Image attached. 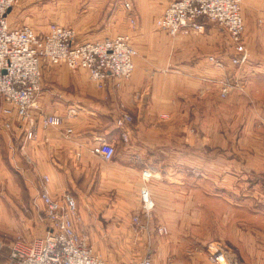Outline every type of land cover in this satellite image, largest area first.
Returning <instances> with one entry per match:
<instances>
[{
	"label": "crops",
	"instance_id": "1",
	"mask_svg": "<svg viewBox=\"0 0 264 264\" xmlns=\"http://www.w3.org/2000/svg\"><path fill=\"white\" fill-rule=\"evenodd\" d=\"M133 1L140 18L138 31L148 35L155 27L156 17L172 0ZM122 9L117 5L112 11L118 27L119 22L123 25L127 19ZM242 9L245 39L251 53L249 62L237 69L245 82V91H234L226 99L213 94L209 79L223 73V69L216 67L208 56L215 54L226 65L233 66L230 63L233 48L225 31L211 22L206 32L171 35L160 29L177 37L176 47L180 48L181 57L166 58L156 63L160 66L157 68L151 60L138 57L130 78L109 76L103 87L96 85L86 69H71L65 63L46 67L48 76L43 78L36 111L65 114L75 105L79 111L71 121L74 132L67 138L60 126H40L36 139L28 140L18 117L15 114L5 117L12 124L11 128L0 125V237L12 241L20 232L29 241L45 234L47 224L40 190L46 174L50 177L48 187L53 196L69 192L75 197L76 227L90 241H117L128 239V235L136 238L135 234H127L126 228L140 209V188L147 169L154 173L150 183L156 202L153 222L168 226L172 232L170 237H158L159 242L176 236L184 239L190 231L192 243L230 241L237 244L240 257L247 264H264V234L250 237L244 243V235H239L236 224V235L229 236L224 228L231 222V216L209 217L210 220L204 221L203 210L211 207L207 202L203 206L199 199L200 194L207 197L215 194L216 187L210 181L216 177V147H220L217 156L222 165L227 163L228 167L233 165L238 169L248 165L255 172L264 170V128L258 130L264 120V0H243ZM10 22L13 27L22 25ZM206 48L208 55L203 51ZM201 88H206V92L205 100L199 104ZM56 95L59 99L53 101ZM185 99L192 100L190 113L198 129V106L206 105L212 121L204 127V141L193 137L198 134L184 139L182 131L188 127H183L179 116L186 113ZM120 101L135 121L129 142L121 139L115 123ZM219 101L224 107L223 120L213 122ZM101 140L111 142L117 149L110 160L105 161L90 151ZM224 170L220 172L224 178L235 176L234 182L241 178V173ZM242 172L246 177L247 172ZM216 186L228 193L226 188L231 184ZM220 196L242 206L223 194ZM224 206L227 210L233 208L227 202ZM210 226L223 228L218 234L208 229ZM201 227H205L204 232ZM248 242L254 244L250 249L244 245ZM160 254L161 249L154 263ZM198 257L212 264L207 256ZM0 264L9 261L0 256Z\"/></svg>",
	"mask_w": 264,
	"mask_h": 264
},
{
	"label": "built area",
	"instance_id": "2",
	"mask_svg": "<svg viewBox=\"0 0 264 264\" xmlns=\"http://www.w3.org/2000/svg\"><path fill=\"white\" fill-rule=\"evenodd\" d=\"M16 0H0V125L11 128L6 116L15 114L23 124L26 139H36L39 127L60 126L69 138L74 129L71 121L78 114V107L70 106L65 114L36 111L37 97L43 79V63L49 67L65 63L71 69H86L97 86L103 87L109 76L127 79L135 69L138 50L127 35H117L99 40H83L76 29L52 23L44 33H38L29 25L12 27L8 12ZM243 0H172L158 17L156 25L171 35L204 32L208 22L224 29L231 42V63L241 66L250 59V50L245 42V20L242 14ZM126 6L131 9V3ZM209 60L216 66L225 61L215 54ZM243 85L222 82L220 94L228 96ZM57 101L58 98L54 97ZM120 106L121 103H118ZM132 115L127 111L115 118L122 128V136L128 138L127 123ZM91 151L103 159H111L116 148L109 141L101 140ZM78 155H81L78 153ZM144 183L140 188L141 205L134 214L133 223L137 231L149 233L153 225L152 214L156 207L152 196L149 170L144 172ZM40 197L44 203L47 230L32 241L18 239L10 245L9 257L13 264H105L87 241V235L76 229L77 203L75 197L65 192L60 197L51 194L48 187L50 177H43ZM159 233H167L165 225L157 227ZM150 238V236H149ZM0 246H3L0 243ZM209 258L217 264H242L236 253L224 245L208 246ZM135 264H153V252L149 250Z\"/></svg>",
	"mask_w": 264,
	"mask_h": 264
},
{
	"label": "rangeland",
	"instance_id": "3",
	"mask_svg": "<svg viewBox=\"0 0 264 264\" xmlns=\"http://www.w3.org/2000/svg\"><path fill=\"white\" fill-rule=\"evenodd\" d=\"M127 2L131 3V7H132L131 9L127 8L126 6ZM117 5L122 6L123 8L122 10H124L127 16V19L125 18V22L123 25H121L120 24L121 22H119V27L117 25L118 19L112 16V14L114 13L112 11L117 9ZM164 9L162 11H164ZM137 11L138 10L135 8V3L133 0H16L14 5L8 12V19L10 25H11L10 20H12L14 24H22L21 26L29 25L32 28H34V30L38 33L46 32L52 23H59L67 26H72L76 29L79 38L83 40H91V39L99 40V39H104L103 36H105L106 38V37H115L117 35H127L129 37V41L131 42V44L138 50V55L135 57V67H136V58L138 57L151 60L152 63H154L153 66L155 68L160 67L156 63H161L166 58L168 59L180 58L181 50L180 48L176 47V41H178L176 40L177 37L175 38L167 33L161 32L162 30L160 31V29H158L156 25L158 17L163 12H161L160 15L156 17L154 24L155 27L153 28L152 33L146 35L138 31L140 29L139 28L140 18L138 15L139 13H137ZM242 14H243V9H242ZM128 18L130 20H128ZM127 20L128 22H130L129 24L127 23ZM209 23L210 22L207 23L206 25L207 27H209ZM214 24L219 27L218 24L216 23ZM117 28L123 30H117ZM206 29L207 28H205V32L207 31ZM111 30H115V31H111ZM126 30H129V32H125ZM225 33L227 34L226 31ZM227 40L230 43L228 34H227ZM230 47H232L231 43H230ZM203 51L205 55H208L206 53L207 48L204 49ZM46 67H48L47 63H43V78H45V76L46 77L48 76V73H45L44 71ZM216 67H218L219 69H223V73L216 75L214 74L215 76H212L209 79V81L213 85V89H214L213 94H215V97L218 96L220 99H226L232 93L231 92L226 97L220 94L219 85L222 82H231L233 85L242 84L243 89H235L234 91H241V92L245 91V82L239 76L241 72L237 70L240 66L237 65L230 66L224 63L222 66H216ZM170 68L173 67L170 66ZM232 68H235V70ZM107 87L108 86H106V88ZM95 89L97 90L96 87ZM205 89L206 88L204 89L201 88L199 91V98L197 101L199 102V104L202 103V99L205 96L203 95L206 92ZM54 97H57L59 99L58 95ZM54 97H53V101H55ZM203 100H205V98ZM191 101L192 100L190 99L184 100L185 103L184 110L186 113L179 116V121H182L183 127H188V130L182 131L183 136L184 139H186V137L190 136V134H198L197 136L193 135V137L195 138L199 137L200 139H202V141H204L206 137V130L204 129V127H206L207 122L211 123L212 119L210 117L209 112H207L206 110L205 103H203L201 106H198L199 107L197 112L199 115V119H198L199 129H198V127L194 125L195 119H192L193 115L192 113H190ZM118 103H121V105L120 106L118 105L117 115H120L124 111L130 113L124 107L121 101ZM222 104H223L222 101H219V103L215 106L214 109L215 117H213V122L217 120H223L224 107ZM162 116L168 117L167 114H163ZM134 122H135L134 117L132 115V121L127 123L126 125V128L128 130L127 139H124V137L122 136V128H120L117 125L120 129L121 139L124 142H129L133 136ZM259 124H261V126L258 127V130L260 131L262 128H264V120L262 121V123L260 122ZM200 125H202V127ZM218 148L220 147H216L215 149L216 177L214 178V180L210 181L211 183H214L216 187L215 194L209 195V197H207V195L205 194H200L199 196L200 201H202L200 203H202L203 206L206 205L203 202H207V204L210 205L211 207L210 210H206V208L203 210L204 221L206 219L210 220L209 217H212V219L213 218L219 219V217L225 218L226 215L228 214L229 216H231L229 217L231 222L225 224L224 230H227V234H229V236L236 235V224H237L238 227L237 230L240 232L239 235L241 237H243L244 235V243L245 240L247 241L250 237L257 236V238H259V235L264 234V170L255 172V170H252L253 168L249 167L248 165L239 166L240 167L239 169L235 168L233 165L228 167L227 163L226 165H222L220 157L217 156L221 152L220 150H218ZM252 148H258V147H252ZM90 151H91V147H90ZM104 160L107 161L106 159ZM223 169H225L224 171L230 169L234 174L236 172H237L236 174L241 173L240 176L241 178L238 179L239 181L237 182H234L235 176L224 178L222 177V175H220V172L223 171ZM146 170H144V172ZM242 171L247 172L245 173L246 177H244ZM45 175H43V177H45ZM19 179L21 178H17L16 180ZM152 179L153 177L150 178V181L148 183L149 185ZM225 183L231 184V187L229 186L230 188H226L229 190L228 193L226 191L225 193L219 191L222 188L216 186L219 184L224 185ZM221 194L228 197L230 201L238 202L242 206H239V204H233L229 202L225 198H222L220 196ZM225 202L230 203L232 205L233 207L232 210H227L226 206H224ZM140 205H141V198H140ZM154 212L152 214V217H154ZM133 216L131 218L132 226L130 225V227L126 228V233L132 235L135 234L136 238L134 236L130 237L128 235L127 237L128 239H121V240L118 239L117 241L94 242V241H90L89 237L86 236L89 245L92 247L94 252L103 259L105 264H135V262L141 257H143L145 253L148 252L149 250H152L153 252V261H154V258L156 257L155 255L157 254L159 249H161V254L159 256L157 255L155 263L153 262L154 264H206L203 262L204 260H201L202 258L200 259V257H198L200 255L207 256V259L209 260L210 263L217 264L211 261L209 258L208 246L211 244L227 246L236 253L237 257H239L238 259L242 264H247L240 257V251L237 247V244H234L230 241H226V244L215 241L192 243L191 240L193 239V236L190 235V231H187L184 239L181 236H176L174 239L162 240L161 242H159L158 237L171 236L172 232L170 231L169 227L165 225L168 229V232L162 234L159 233V231L157 230V227L161 225L154 224L153 222V225L151 226L149 233L146 231H137L133 223ZM220 222L224 223L221 220ZM211 224L213 223L211 222ZM230 224L233 225L231 226ZM75 226H76V221H75ZM201 228L203 229L204 232L205 227H201ZM201 228H199V230H201ZM222 228L223 227L221 226V229ZM76 229L80 231L78 227H76ZM208 229L216 231L218 232V234L221 231V229H219L218 226H210L208 227ZM80 232L87 235L85 232L82 231ZM193 232L194 231H192V233ZM15 237L16 238H14V240L12 241L10 239H6V238L2 239V237H0V243L3 244V246H0V256L7 258L9 264H13L9 257L10 245L18 239H23L25 241H28V239L24 237V235H22L20 232L16 233ZM244 245L250 249L251 246H253L254 244L248 242Z\"/></svg>",
	"mask_w": 264,
	"mask_h": 264
},
{
	"label": "water",
	"instance_id": "4",
	"mask_svg": "<svg viewBox=\"0 0 264 264\" xmlns=\"http://www.w3.org/2000/svg\"><path fill=\"white\" fill-rule=\"evenodd\" d=\"M10 10V9H9Z\"/></svg>",
	"mask_w": 264,
	"mask_h": 264
}]
</instances>
